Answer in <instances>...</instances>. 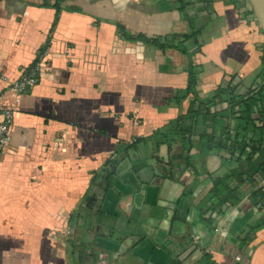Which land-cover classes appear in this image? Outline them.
Here are the masks:
<instances>
[{"label": "crops", "instance_id": "crops-1", "mask_svg": "<svg viewBox=\"0 0 264 264\" xmlns=\"http://www.w3.org/2000/svg\"><path fill=\"white\" fill-rule=\"evenodd\" d=\"M251 10L249 0H0V113L14 108L0 154V264H264V228L243 249L239 240L263 219L256 182L235 204L212 210L211 198L233 166L216 141L240 126L238 106L215 93L233 76L243 91L264 82ZM194 28L195 39L172 37ZM45 45L39 82L15 101L9 80ZM190 62L202 109L178 123L193 99L179 100ZM138 160L160 185L139 182L128 169Z\"/></svg>", "mask_w": 264, "mask_h": 264}, {"label": "trees", "instance_id": "trees-1", "mask_svg": "<svg viewBox=\"0 0 264 264\" xmlns=\"http://www.w3.org/2000/svg\"><path fill=\"white\" fill-rule=\"evenodd\" d=\"M252 13L255 17L253 11ZM186 17L189 19L190 24H192L193 20L188 16ZM118 32L126 37L124 29L120 25H118ZM197 34V30L194 28L189 33H176L172 37H183V42H185L193 38L195 39ZM152 42L165 47L164 43L160 40L153 39ZM184 50L192 57L193 54L201 50V45L198 44L190 50ZM199 70L200 67L198 65L190 62L187 76L188 83L183 89V93L179 96V100L186 98L190 94H193V99L187 114L180 116L178 123L182 121L185 123L188 120L196 118L201 111L200 109H202L201 104L203 101L199 99L196 92ZM262 76L264 80V69ZM241 87V82L236 83L233 76L225 87L220 86L217 89L214 96L218 101L229 100L232 107L238 106V110L234 112L233 117L240 120V126L235 128H231L230 126L225 127L222 130V135L216 141V146L229 157L230 161H233V166L215 181L211 192V198L214 202L212 210L226 201H230L232 204L238 202V199L235 197L237 196L236 191L239 188L241 191L242 185L250 179L256 182L251 193L254 204L257 209H264V82L254 87L246 88L244 91ZM204 136H209L210 140L215 141L213 134L208 133L204 134ZM191 145V142L187 144L186 148L188 151L184 155L189 164H191ZM125 149L128 150V147L126 146ZM241 196L244 195L240 192V201L242 200ZM261 228H264V214L261 221L250 224L246 234L240 236L239 240L242 249L252 241L257 230ZM206 257H210L209 254Z\"/></svg>", "mask_w": 264, "mask_h": 264}, {"label": "built area", "instance_id": "built-area-1", "mask_svg": "<svg viewBox=\"0 0 264 264\" xmlns=\"http://www.w3.org/2000/svg\"><path fill=\"white\" fill-rule=\"evenodd\" d=\"M49 46L38 50L35 59L31 64L22 69L21 75L13 80H9L7 90L15 96L18 101L20 96L33 88L40 79L42 66L47 59ZM14 119V108L12 104H5L0 113V154L3 153L10 141V133ZM240 256L237 255V259Z\"/></svg>", "mask_w": 264, "mask_h": 264}, {"label": "water", "instance_id": "water-1", "mask_svg": "<svg viewBox=\"0 0 264 264\" xmlns=\"http://www.w3.org/2000/svg\"><path fill=\"white\" fill-rule=\"evenodd\" d=\"M250 5L252 7V11L255 14V17L264 32V0H249ZM125 155V154H123ZM124 157V156H123ZM122 156L117 158L116 161L120 162L123 159ZM131 161V160H129ZM116 164L111 166V171L116 172ZM132 168L138 176V180L144 184L150 185H160L162 181V177L156 174V169L153 165H148L144 160H138L136 162L130 163L128 169ZM109 171H105L108 174Z\"/></svg>", "mask_w": 264, "mask_h": 264}, {"label": "rangeland", "instance_id": "rangeland-1", "mask_svg": "<svg viewBox=\"0 0 264 264\" xmlns=\"http://www.w3.org/2000/svg\"><path fill=\"white\" fill-rule=\"evenodd\" d=\"M58 232L62 233V230H59V229L54 230V236H57ZM65 232H66V230H65ZM65 232L63 234H65Z\"/></svg>", "mask_w": 264, "mask_h": 264}]
</instances>
